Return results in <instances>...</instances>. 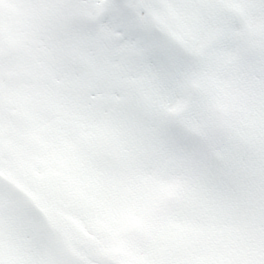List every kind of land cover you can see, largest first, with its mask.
I'll return each instance as SVG.
<instances>
[{"label": "snow or ice", "instance_id": "6c2138e0", "mask_svg": "<svg viewBox=\"0 0 264 264\" xmlns=\"http://www.w3.org/2000/svg\"><path fill=\"white\" fill-rule=\"evenodd\" d=\"M0 264H264V0H0Z\"/></svg>", "mask_w": 264, "mask_h": 264}]
</instances>
